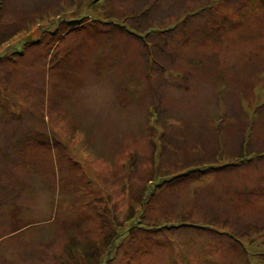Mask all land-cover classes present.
<instances>
[{"label": "rangeland", "instance_id": "374dc122", "mask_svg": "<svg viewBox=\"0 0 264 264\" xmlns=\"http://www.w3.org/2000/svg\"><path fill=\"white\" fill-rule=\"evenodd\" d=\"M257 195L264 0H0V264H264Z\"/></svg>", "mask_w": 264, "mask_h": 264}, {"label": "crops", "instance_id": "0c3cea01", "mask_svg": "<svg viewBox=\"0 0 264 264\" xmlns=\"http://www.w3.org/2000/svg\"><path fill=\"white\" fill-rule=\"evenodd\" d=\"M149 5V3H147L146 5H145V7H147ZM197 10V9H196ZM200 10H203V8H202V6L200 7ZM168 28V27H167ZM164 41V40H163ZM236 163V161H234V162H230L228 165H232V164H235ZM220 166V165H219ZM217 170H218V168H217ZM217 171L215 170V173H216ZM222 172V171H221ZM236 176V171L235 170H229L228 171V175H227V177H230V178H234ZM243 184V182L242 183H240V184H238V186H246V185H242ZM259 195V194H258ZM258 195H257V202H263L264 201V195H260L259 197H258ZM220 197V194H218L217 192H215V199H218Z\"/></svg>", "mask_w": 264, "mask_h": 264}]
</instances>
